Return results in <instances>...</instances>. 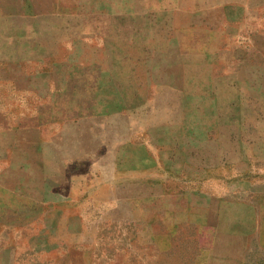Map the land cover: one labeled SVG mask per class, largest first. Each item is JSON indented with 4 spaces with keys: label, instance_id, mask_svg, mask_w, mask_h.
<instances>
[{
    "label": "rangeland",
    "instance_id": "374dc122",
    "mask_svg": "<svg viewBox=\"0 0 264 264\" xmlns=\"http://www.w3.org/2000/svg\"><path fill=\"white\" fill-rule=\"evenodd\" d=\"M0 264H264V0H0Z\"/></svg>",
    "mask_w": 264,
    "mask_h": 264
}]
</instances>
